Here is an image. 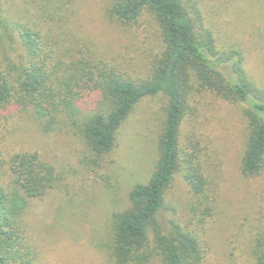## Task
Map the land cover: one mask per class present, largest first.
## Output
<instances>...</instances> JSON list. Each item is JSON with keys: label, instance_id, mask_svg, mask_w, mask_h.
<instances>
[{"label": "trees", "instance_id": "obj_1", "mask_svg": "<svg viewBox=\"0 0 264 264\" xmlns=\"http://www.w3.org/2000/svg\"><path fill=\"white\" fill-rule=\"evenodd\" d=\"M3 1L0 139L21 140L30 129L43 137L75 130L96 161H104L143 99L166 100L154 172L147 183L132 188L131 205L114 215L106 242L82 246L89 250L90 261L238 264L230 254L226 261L214 255L219 239H224L221 199L229 189L222 182V162L220 167L213 145L195 121L200 119L199 96L246 105L237 167L246 181L262 177L264 90L246 72L247 57L235 47L219 49L212 30L201 34V15L184 0H98L106 31L102 37L85 25L83 10L91 0H26L30 8L17 12L27 14L23 23L17 14L5 12ZM149 27L157 30L160 43L149 57L140 54V71H127L125 64L106 56L104 44L97 43L113 31L135 40L148 36ZM147 58L153 60L145 71ZM187 121L194 122L195 129L184 137ZM55 171L36 152L0 157V264L49 263L30 234V214L31 202L56 187ZM178 177L191 191L187 214L167 205ZM217 218L220 224L214 226ZM249 228L242 226L240 232L245 236L242 257L246 256L245 264H264V226ZM63 247V255L73 251L72 246Z\"/></svg>", "mask_w": 264, "mask_h": 264}, {"label": "rangeland", "instance_id": "obj_2", "mask_svg": "<svg viewBox=\"0 0 264 264\" xmlns=\"http://www.w3.org/2000/svg\"><path fill=\"white\" fill-rule=\"evenodd\" d=\"M184 1L191 5L195 14L201 15V34L207 29L213 31L219 49L235 47L247 57L246 72L264 90V0ZM29 5L26 0L3 1L6 13L17 14L21 9L30 8ZM101 7L98 0H91L83 10V13L86 10L85 25L98 37L106 33L104 17L99 13ZM25 16L27 14L18 13L16 18L23 23ZM155 33L158 34L157 30L149 27L148 36L129 40L120 31H113L108 37L96 41L105 45L104 51L109 59L125 64L127 71H140L139 65L143 63L140 54L149 57L154 47H159L160 41ZM152 60H145V71L149 70ZM197 101L201 103V110L195 125L205 133L207 143L213 145L211 149L215 151L220 167L222 162V182L229 189L221 199L222 219L226 223L222 229L224 239L222 242V238L219 239V252L214 255L224 259L230 254L231 260L236 257L238 264H245L242 226L246 231H251L249 227L254 225L264 226V174L246 181L237 167L243 149L246 128L243 111L246 105L237 106L206 95L199 96ZM165 106L163 97L143 99L120 130L117 147L104 161H96L75 130L63 129L43 137L30 129L21 140L0 139V157L20 151L36 152L56 169V187L43 199L31 202L30 234L39 242L47 264H94L93 260L90 261L89 250L82 246L105 243L114 215L131 205L129 194L132 188L151 178L159 159L158 138L163 129ZM195 125L187 121L184 137L193 132ZM190 199V188L178 177L169 191L167 205L187 214ZM217 221L218 218L214 226L220 224ZM215 239H218L217 233ZM64 244L72 246L73 251L63 255Z\"/></svg>", "mask_w": 264, "mask_h": 264}]
</instances>
